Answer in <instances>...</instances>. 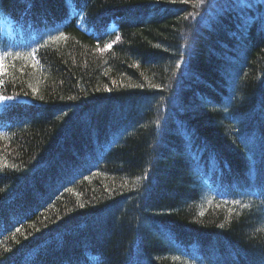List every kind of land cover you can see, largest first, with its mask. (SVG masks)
Returning <instances> with one entry per match:
<instances>
[{
    "label": "trees",
    "instance_id": "trees-1",
    "mask_svg": "<svg viewBox=\"0 0 264 264\" xmlns=\"http://www.w3.org/2000/svg\"><path fill=\"white\" fill-rule=\"evenodd\" d=\"M0 264H264V0H0Z\"/></svg>",
    "mask_w": 264,
    "mask_h": 264
},
{
    "label": "snow or ice",
    "instance_id": "snow-or-ice-1",
    "mask_svg": "<svg viewBox=\"0 0 264 264\" xmlns=\"http://www.w3.org/2000/svg\"><path fill=\"white\" fill-rule=\"evenodd\" d=\"M106 47H111V45H106Z\"/></svg>",
    "mask_w": 264,
    "mask_h": 264
}]
</instances>
